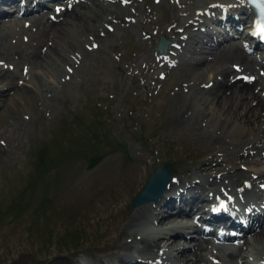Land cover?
I'll return each instance as SVG.
<instances>
[{
    "label": "rangeland",
    "instance_id": "374dc122",
    "mask_svg": "<svg viewBox=\"0 0 264 264\" xmlns=\"http://www.w3.org/2000/svg\"><path fill=\"white\" fill-rule=\"evenodd\" d=\"M137 3L140 12L154 3L158 10L154 23L170 27L172 12L170 20L163 19L168 7L173 10V0ZM139 20V27H116L103 42L88 44L85 59H78L79 68L67 67L72 74L69 82L60 85L53 74L36 67L42 82L56 88L38 97L19 79L20 88L8 89L0 96V264H10L21 254L30 264H47L56 256L79 260V250L90 260L93 254H103L111 242H119L123 217L133 211L130 200L162 160L186 179L195 165L217 151L228 160L249 154L250 147L234 144L239 139L236 135L210 142L201 128L178 120L174 90L201 70L200 79H207L218 62L212 59L220 53L212 59L207 52L194 54L204 59L199 63L162 66L157 59L160 55L151 49L160 32L153 28L143 32L141 25L147 18L140 14ZM150 60L154 63L149 65ZM1 65L13 70L10 64ZM237 120L254 128L264 126V118L257 116ZM256 158L258 155L250 154L247 161L226 171L235 167L257 170L252 165ZM136 165L144 169L142 183L117 198L115 190L108 188L109 178L125 180L127 185L126 177ZM109 175L112 177L106 179ZM94 187L103 189L101 197L92 196Z\"/></svg>",
    "mask_w": 264,
    "mask_h": 264
},
{
    "label": "bare ground",
    "instance_id": "6f19581e",
    "mask_svg": "<svg viewBox=\"0 0 264 264\" xmlns=\"http://www.w3.org/2000/svg\"><path fill=\"white\" fill-rule=\"evenodd\" d=\"M173 1V10L168 7L163 19L170 20L172 12L173 20L170 27L165 28L163 22L154 23L158 13L154 3L148 9L143 7L140 12L137 0H57L48 2V5L47 2L36 4L35 0H0V63L10 64L13 68L11 71L0 67V81L5 80L0 85V96L8 89L20 88L17 85L19 79L25 80L38 97L56 88L42 82L36 67L53 74L60 85L63 81L69 82L72 74L67 67L79 68L78 59H85L88 44L103 42L104 36L116 27L138 26L140 14L147 18L141 25L143 32L153 28L154 32L164 33L166 41H171L165 55L158 56L162 66L164 63L170 66L199 63L204 59L194 54L207 52L212 59L217 52L220 53L218 58L212 59L218 62L210 68L211 75L207 79H200L204 74L201 70L174 90L180 112L178 120L201 128L210 142L223 140L225 135H236L239 139L234 138L238 140L234 144L250 147L249 154L244 157L238 154L232 160L229 158L230 161L219 156L223 155L220 150L204 163L195 165L191 175L198 188L193 192L195 196L189 207L172 198L176 190L191 186L186 184L188 177L174 176L160 198L137 204L131 213L123 215L125 223L118 232L119 242H111V246L103 248V254H93L94 258L86 261L87 264H112L113 260L115 264H264V198L259 193L264 190V126L254 128V125L237 120L240 116L245 120L256 116L264 118V62L261 61L264 58L249 55L246 51L252 42H247V32L253 26L252 13L244 0ZM240 8H244L247 17L251 18H237L236 12H243L238 10ZM215 20L219 24L233 23L235 30L242 27L241 40L225 43L227 39L224 37L231 35L232 30L214 26ZM205 47L209 50L206 51ZM153 63L154 60L149 61V65ZM24 64L27 65L26 71H22ZM247 75H256L254 81L258 82L245 80ZM15 77L17 81H14ZM1 151L0 144V158ZM250 154L258 155L252 164L257 170L235 167L226 171L240 161H247ZM141 165L134 166L132 174L126 177L127 185L125 180L111 179V175L106 177L110 180L108 188L110 185L115 190L117 198L142 183L144 169ZM212 171L218 174L213 176ZM240 179L244 182L238 187L235 183ZM245 180L250 183L246 184ZM102 194L101 188L93 190L92 196L98 198ZM201 200L206 204H201ZM224 203L231 209L246 206L242 208L244 215H249L251 210L250 224L243 225L235 219L214 214L212 219L207 218L209 207ZM193 209L198 220L203 218L199 225L191 220L195 213L191 214ZM233 229L235 232H230ZM194 230L204 234L198 241H192ZM11 261L10 264H30L25 254L13 257ZM47 264L81 262L56 256Z\"/></svg>",
    "mask_w": 264,
    "mask_h": 264
},
{
    "label": "water",
    "instance_id": "95a60500",
    "mask_svg": "<svg viewBox=\"0 0 264 264\" xmlns=\"http://www.w3.org/2000/svg\"><path fill=\"white\" fill-rule=\"evenodd\" d=\"M167 45V42L163 39H160V41L155 45V49L163 51L165 46ZM171 177V170L167 164V162L162 161L160 164L157 165V167L154 169L148 184L146 185L143 192L138 194L132 202L130 203V207L149 201V200H156L159 198L162 194V190L164 188L165 183L170 179Z\"/></svg>",
    "mask_w": 264,
    "mask_h": 264
},
{
    "label": "snow or ice",
    "instance_id": "6c2138e0",
    "mask_svg": "<svg viewBox=\"0 0 264 264\" xmlns=\"http://www.w3.org/2000/svg\"><path fill=\"white\" fill-rule=\"evenodd\" d=\"M262 38H264V36H262ZM69 71H71V69H69ZM0 143H2V141H0Z\"/></svg>",
    "mask_w": 264,
    "mask_h": 264
}]
</instances>
